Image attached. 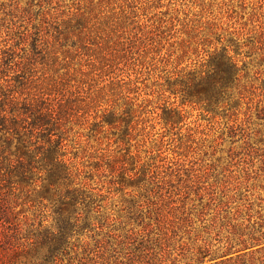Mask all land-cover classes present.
<instances>
[{"label":"rangeland","instance_id":"1","mask_svg":"<svg viewBox=\"0 0 264 264\" xmlns=\"http://www.w3.org/2000/svg\"><path fill=\"white\" fill-rule=\"evenodd\" d=\"M90 1L99 0H0V87L32 57L46 80L42 37L51 40L56 22ZM113 2L108 8L125 11L129 51L110 74L115 108L102 110L119 119L92 135L76 125L69 142L93 190L69 199L73 208L28 202L24 234L116 247V235L156 243L170 230L173 256L221 251L264 223V0ZM215 52L237 62V79L216 97L190 98L186 74Z\"/></svg>","mask_w":264,"mask_h":264},{"label":"trees","instance_id":"2","mask_svg":"<svg viewBox=\"0 0 264 264\" xmlns=\"http://www.w3.org/2000/svg\"><path fill=\"white\" fill-rule=\"evenodd\" d=\"M53 2L61 6L59 0L48 4ZM112 4L99 0L77 7L56 22L51 40L42 37L37 54L45 64L46 80L37 79L38 57H32L18 62L15 77L0 87V264H264V223L227 241L221 251L180 248L176 256L170 252V230H161L156 243L148 234L116 235V247L104 240L95 247H70L69 235L59 243H46L24 234L21 217L28 202L73 208L69 199L87 197L93 190L69 142L76 125L99 132L119 119L115 109L102 110L103 104L114 107L110 85L117 75L110 74L120 71L117 59L129 51L125 11L108 8ZM238 69L226 53L215 52L186 74L187 96L216 97L237 79Z\"/></svg>","mask_w":264,"mask_h":264}]
</instances>
